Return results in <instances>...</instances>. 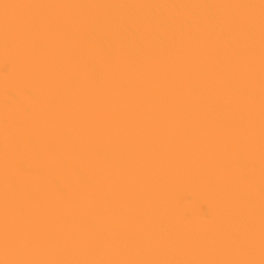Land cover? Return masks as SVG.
Wrapping results in <instances>:
<instances>
[{
    "label": "bare ground",
    "instance_id": "6f19581e",
    "mask_svg": "<svg viewBox=\"0 0 264 264\" xmlns=\"http://www.w3.org/2000/svg\"><path fill=\"white\" fill-rule=\"evenodd\" d=\"M20 2L120 6L111 15L95 10L91 30L99 42L121 31L128 47L114 62L88 66L81 13L66 7L41 11L27 31L6 32L0 23V240L7 197L17 226L37 240L52 232L61 244L76 239L88 247L148 245L140 256L84 259L113 264L137 259L231 264L239 259L229 250L249 226L259 240L264 211L259 39L251 60L222 63L215 55L222 42L197 33L192 21L179 18L169 6L260 0ZM125 6H137L135 22L125 16ZM225 23L215 21L220 29ZM145 49L152 55L137 66L138 51ZM97 52L95 45L88 47V54ZM251 69L255 97L243 94ZM222 79L227 94L239 101L226 109L217 103ZM162 142L186 180L166 189L161 205L153 192L155 156L144 149ZM119 207L157 213L158 223L183 237L185 252L162 254L163 241L149 233H137L131 241L109 239L102 230L105 212L116 218ZM77 215L92 223L68 222Z\"/></svg>",
    "mask_w": 264,
    "mask_h": 264
},
{
    "label": "snow or ice",
    "instance_id": "6c2138e0",
    "mask_svg": "<svg viewBox=\"0 0 264 264\" xmlns=\"http://www.w3.org/2000/svg\"><path fill=\"white\" fill-rule=\"evenodd\" d=\"M58 7L74 9L81 13L83 20V31L87 34V39L82 41L87 64L90 67L103 66L114 62L120 55L122 48H127L128 44L124 39V33L114 32L103 42L93 40L94 32L91 30V21L94 19L95 10H103L104 15H111L113 9L120 6L91 5V6H56V5H36L21 3L20 0H0V23L5 31L23 28L25 31L32 27L34 19L41 11L53 13ZM128 11L125 16L135 22L138 19L137 6H125ZM140 8H163L165 6H138ZM176 10V15L195 24L197 33H204L214 36L218 45L215 55L221 59L222 63H235L242 57L250 60L257 52L256 43L259 39L260 74H259V102L262 112H264V0L259 4H217V5H173L169 6ZM217 18L226 21L223 29L216 26ZM95 45L98 49L97 55L88 54V47ZM152 55V52L145 49L138 51L136 64L140 66L145 59ZM239 79V77H235ZM256 74L254 69L247 73V87L243 94L255 97ZM217 89L220 99L218 106L229 108L239 103L232 95L226 92V79L218 82ZM240 92L239 89H233ZM183 110V106H177ZM187 133L189 129L185 128ZM155 156L154 160V180L153 192L163 204V194L166 189L185 182L186 175L178 168L171 159L166 143L158 145H148L144 149ZM82 179H87L82 177ZM108 217L103 225V232L109 239L113 237L120 241H131L137 233H149L152 237H159L163 241V247L159 249L162 254L183 253V237L179 232H173L157 222V213L141 212L130 207H119L116 209V218H113L111 211H106ZM69 223L91 224V218L85 215H77L68 219ZM95 228V225H93ZM148 245L129 244L126 248L119 245L110 247H88L74 239L70 243L61 244L55 242V233L50 232L46 239L37 240L31 233L25 232L17 226V217L10 214L8 199L6 197L4 212V228L0 249H2L4 260L0 264H113L112 261L104 259H84L87 256H107L112 253L126 254L128 256H140L146 251ZM155 250V249H154ZM195 253V250H189ZM229 254L239 257L231 261V264H264V211H262V221L259 240L257 241L254 227L249 226L243 237L237 236L236 242L229 250ZM259 254V261L255 259ZM122 264H175L170 260L145 261L129 260ZM193 264V262H188Z\"/></svg>",
    "mask_w": 264,
    "mask_h": 264
}]
</instances>
